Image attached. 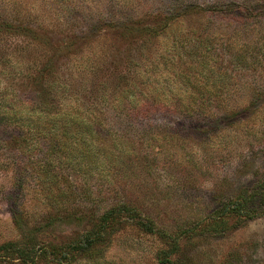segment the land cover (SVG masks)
<instances>
[{
	"label": "rangeland",
	"instance_id": "rangeland-1",
	"mask_svg": "<svg viewBox=\"0 0 264 264\" xmlns=\"http://www.w3.org/2000/svg\"><path fill=\"white\" fill-rule=\"evenodd\" d=\"M164 6V0H0L1 12L16 14L40 27L37 34L29 36L0 31V244L20 237L18 220L37 224L59 213L66 203L70 211L76 207L83 215L91 213L88 187H103L113 200H129L168 231H177L203 219L264 173V19L260 23L253 17L249 26L242 27L231 17L213 20L190 10L151 41L135 43L138 66L129 85L113 87L109 76V93L97 84L96 71L114 54V45L125 47L122 35L102 29L95 31L96 37L73 45L57 64V72L49 73L38 88L50 91L49 101L56 103L52 114L60 115V110L72 106V122L67 127L77 138L71 144L61 143L63 128L59 126L65 120L60 116L50 121L42 111L43 104L36 108L32 103L37 100L32 79L54 54L47 44L50 40H63L67 33L82 29L90 31L102 16L121 19ZM212 33L220 38L215 46L228 76H221L217 68L203 67L207 74H215L218 85L196 88L184 76L194 74L204 55L199 38ZM238 49L244 50L247 60L237 65L232 51ZM206 57L212 66V56ZM196 72L195 84L207 82ZM124 88V99H113L125 93ZM209 89L219 93L216 102L201 103L202 98L190 102L192 95L198 97ZM148 100L171 104L169 108L179 112L154 115L153 132L157 134L150 142L123 116V111ZM189 102L236 111L239 119L224 122L213 133H207L213 125L201 124L207 131L202 136L192 135L190 116L182 117L183 111L176 106ZM51 124H57V131L47 129ZM110 129L117 131L114 137ZM120 132L135 141L137 148L127 144ZM44 136L56 137L54 150L63 151L53 157L44 154L45 148L53 145H45ZM49 159L51 169L46 166ZM148 164L152 167H144ZM79 222L60 220L49 238H75L84 227ZM235 222L236 218H230V227L221 234L200 231L182 235L171 259L184 264H264V213ZM168 244L158 234L124 224L105 236L97 253L82 255L71 264H162L158 252ZM0 264L17 263L0 258Z\"/></svg>",
	"mask_w": 264,
	"mask_h": 264
},
{
	"label": "trees",
	"instance_id": "trees-1",
	"mask_svg": "<svg viewBox=\"0 0 264 264\" xmlns=\"http://www.w3.org/2000/svg\"><path fill=\"white\" fill-rule=\"evenodd\" d=\"M164 1L166 5L164 8L160 7L140 15L134 16L127 14L121 19H104L103 16L99 17L96 20L97 23L90 31L82 29L78 31V33H67L63 40H50L47 43L51 46V49H53L54 54L44 68H42L32 79L34 87V91L32 92V94L34 93V96H32L34 99L35 96L37 97V100L32 103H36V108L42 103V111L48 114L50 121L57 119L60 116L65 120L66 123H62L59 126L63 128L62 144H65L68 141L71 144V142L77 138L75 137V133L72 134L69 131L70 127H67L69 122H72L70 120L71 114L69 113L72 106L69 107L70 109L60 110V115L52 114L51 109L56 107V103L49 101L51 95L50 91L43 90V92H41L42 90L39 91L38 88L44 83V80L49 73L55 74L57 72V64L60 63L63 58H66L68 51L71 50L73 45L83 43V40L85 39L86 41L88 37H96L95 31L102 29L115 30L118 35H122L120 40L126 43L125 47L122 49L117 45H114L115 52L111 58L109 59L107 57L97 67V76L101 80L96 77V82L98 85L102 84L105 86V91L107 92L109 91V76H112L110 81L113 83V87H116L117 85L116 88H119L121 86L125 87L126 84L127 86L129 85L130 78L133 77L131 74L138 66L134 60L133 50L137 47L135 43L139 41H151V39L157 37L162 31L167 29L176 19L188 14L190 10H197V12H200L202 15L205 14L209 18H213V20L220 19L221 17H231L235 24L242 27L249 26L251 19H254L253 17H257V20L260 23L262 22L261 20L264 19V0H260V2H258V0H205L200 2L194 0ZM253 10H255L257 14H255ZM2 30L7 31L8 33L15 32L29 36L31 34H37V32L40 31V27L32 26L16 14L0 11V31ZM192 39L193 38L189 40L190 43ZM219 39L218 36L215 38V34L213 33L211 35H203L202 38H199L201 47H204V51H201V54L204 55L199 59L194 70L192 69L194 74H191L192 76H184L186 81L190 84H194L193 86L196 88L197 86H206L208 83H212L210 85H218L215 74L213 72H210L209 74L206 73L205 69L207 68H210L211 71H214L215 68H217L218 71H220L219 73L222 74L221 76L225 75V77L228 74L227 72H229L228 68H225L220 64V53L215 46ZM227 39L230 40V36H228ZM190 52L198 54L197 51ZM232 54V58L237 65L247 60L243 49L232 51ZM206 56H212L211 58L214 60L212 66L208 63L209 59ZM203 67L205 68L204 70ZM196 71L201 73L202 78L207 79V82H203V80L195 84V79L198 77ZM124 91L125 93H118L113 99L123 100L127 94L125 88ZM202 92L203 93L199 94L198 97L192 95L190 102L195 103L202 98L201 103H213L216 102V97L219 95L218 92H214L211 89L207 91L202 90ZM43 94L45 96L44 100L42 96ZM126 102L127 100L125 103ZM178 102L181 104L182 100L180 99ZM190 102L188 105L176 106H179V111H183L181 112L182 117L183 114L190 116V120L193 122L192 124H194L189 131H192V135L197 134L202 136L203 133L207 131L204 130V128H201V124H205L206 126L213 125V129H211L212 131L210 130L207 132L213 133L216 132L215 130H217L224 122L232 123L239 119V116L237 115L238 112L236 111L228 112L227 109L223 108L222 110H213L209 105H193ZM170 106L162 104L157 105L155 101H143V105L135 104L131 111H123V116L135 126V130L139 131V135L142 136V138H145L150 142L157 134L153 132L154 123L152 121L154 120V115L162 112H169L171 114L179 113L177 110L169 108ZM124 107L127 108V105L125 104ZM209 108L211 112H208ZM55 121L56 120H54V122ZM51 126V128L47 129L57 131V124H51ZM109 133L111 137H114L117 134V131L110 129ZM120 136L124 137L125 134L120 132ZM45 137L46 136H44V138ZM53 138L56 137L47 136L44 140L45 145L47 142L48 144H50V142L53 143L52 146L49 145L47 146V149L45 148L44 150V154H48L50 157H53V154L56 156L58 152L63 151H58V148L54 150L55 146ZM124 140L127 144L136 146L134 143L135 141L132 139L124 137ZM136 157H138V155ZM50 160L51 159L46 161L48 169H51ZM144 167H152V164H148ZM103 190V187L96 188L95 190L93 187H88L86 189V197L89 203L88 207L92 209L91 213L87 215L80 213V209L76 207L70 211L69 209L71 206H69V203H66L65 207L63 206L59 213L50 215L37 224H25L24 221L18 220L17 223L20 229V237L0 244V258L12 259L17 264H40L44 261L57 264H71L77 261L82 255L89 257V255H92L94 252L97 253L99 248H101L99 245H102L105 236L109 232L114 233L115 231L120 230L122 225L127 224L146 233L158 234L165 241L168 240L169 247L158 252L157 259L162 264H184V262L178 263L170 257V255L177 251L179 247V238L182 235L193 232L197 233L200 231L203 233L221 234L230 227V218L234 217L236 218L235 223H241L264 213V173L258 175L256 181L245 188L240 189L233 197L229 198L227 201H222L221 204L204 216L203 219L173 232L168 231L164 226L159 224L151 214L143 211L140 206L131 203L129 200L115 201L113 200V196L106 194ZM73 219L80 220L79 224L84 226L75 238L67 241H57L55 237L49 238L51 235L50 233L53 232L54 225H58L60 220L69 224ZM90 221H92L90 224L91 226H88Z\"/></svg>",
	"mask_w": 264,
	"mask_h": 264
}]
</instances>
